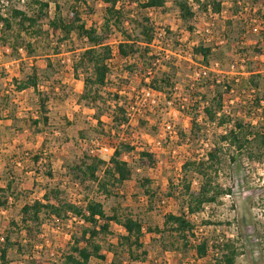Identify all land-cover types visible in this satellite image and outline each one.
Here are the masks:
<instances>
[{
    "label": "rangeland",
    "instance_id": "obj_1",
    "mask_svg": "<svg viewBox=\"0 0 264 264\" xmlns=\"http://www.w3.org/2000/svg\"><path fill=\"white\" fill-rule=\"evenodd\" d=\"M7 1L8 4L6 0H0V15L23 6V0ZM232 1L220 0L221 12L213 15L204 9L209 0H189L195 14L192 32H188L180 22L173 0H165L163 8L147 12L155 28L154 51L158 58L155 68L161 65V70L171 72L175 84L172 102L176 106L185 103L186 87H190L191 93L199 92L195 90L200 76L212 74L216 79H221L226 73H235L236 69L231 65L238 58L237 52L240 53L237 47L256 43L258 37L245 35L243 44L231 42L225 45V22L231 17ZM87 2L86 6H82V18L87 24H100L104 5L90 0ZM131 8L134 10L136 7L131 5ZM257 10L252 11L249 18L260 31H264V8H260L259 12ZM15 33L17 31L14 29L7 33L8 47L0 44V187L12 181L13 194L17 199L9 198L8 209H0V236L11 219H18L20 207L40 198L49 185L50 188L58 189L61 199L74 204L82 205L89 199L101 202L108 216L112 210H118L120 214H141L144 219V248L138 250L137 255L144 250L146 256L141 261H130L123 251L121 264H206V260L194 261L192 251L185 256L181 252L163 253L153 231L162 228L164 214L182 213L179 208L180 191L176 187L183 177L182 165L194 155L201 157L221 130L214 125H207V141H204L207 145L189 142L190 126L184 112H179L175 105L168 107L164 100H160L154 110L145 112L138 119L140 123L137 120L126 131L132 142H137L138 147L152 156V161L139 158L137 153L140 151L134 149L132 152H123L126 163L133 165L136 173L132 180L114 189L113 195L105 198L96 191L94 183L77 177L69 167L80 164L86 155L85 149L92 142L101 144L109 138H120V128L113 127V135L110 134L113 114L109 106L117 98L124 102L125 96L137 92L140 88L138 77L127 72L123 63L114 60L107 87L102 91L103 100L97 103L104 113L88 108L78 101L83 91V75L79 73L76 77L71 69L77 53L75 49L78 48L75 36L71 35L73 43L66 41L60 44L52 35L34 37L35 53L34 57H29L23 49H18L17 53L9 49L15 42L18 44L22 40H31L22 34L15 36ZM202 39L213 44L207 67L203 66L199 56L191 53L192 47ZM111 43L115 44L116 40L112 38ZM45 58H50L48 69ZM251 60L255 62L251 65L252 69H256L255 66L258 67L261 62L264 64V54L258 61L255 57ZM32 65L39 70L37 89L45 94L44 98L42 96L48 118L45 124L41 119L43 112L39 99L33 90L18 92L15 89V81L31 75ZM239 70V73L243 72L240 75L245 77V69ZM116 92H122L121 96L115 98ZM34 120L40 121L34 124ZM38 152L42 153V159L33 165V155ZM44 161H48L51 166L53 181L45 177L46 171L42 167ZM228 164L226 159L219 181L232 193L190 218L195 228V241L203 238L210 241L212 238L230 240L237 252L236 264H264V166L243 162L238 171L232 172ZM143 178L151 180V190L156 194L152 204L142 195L138 185L137 180ZM197 184L194 179V189ZM174 187L177 193L171 197L168 194L170 188ZM83 226H86L85 222L72 217L60 223L49 220L41 227L28 252L32 258L41 259L44 263L58 262V253L66 250L71 232ZM110 231L113 236L102 243L106 252L105 262L92 260L91 264L111 262L112 254L107 250V244L115 246L117 236L124 234V231L113 223L110 224ZM26 258L25 255L15 256L11 253V264H27Z\"/></svg>",
    "mask_w": 264,
    "mask_h": 264
},
{
    "label": "trees",
    "instance_id": "obj_2",
    "mask_svg": "<svg viewBox=\"0 0 264 264\" xmlns=\"http://www.w3.org/2000/svg\"><path fill=\"white\" fill-rule=\"evenodd\" d=\"M90 1L104 5L102 22L98 25L87 24L82 18V6H86L87 0H23L21 9L13 8L8 14L0 15V44L3 47L10 45L7 33L14 29L17 31L15 36L22 34L31 40H22L18 44L15 42L9 49L15 53L18 49H23L29 57H34V37L52 35L60 44L66 41L73 43V34L78 48L75 49L77 53L71 69L76 77L79 73L83 75V91L78 98L80 103L104 113L97 103L103 100L102 91L107 87L113 62L117 60V63H123L127 72L138 77L140 87L163 94L173 107V76L171 72L161 70V65L155 68L158 60L154 51L155 28L147 15L150 10L163 8L165 0ZM6 2L9 3L7 0ZM131 5L136 8L133 10ZM173 6L180 22L188 32H192L195 14L189 0H173ZM257 8V12L264 8V0L232 1L231 17L225 22V45L231 42L243 44L245 35L258 37L254 45L237 47L240 53L237 52L238 58L231 65L236 69L235 73H226L221 79H216L212 74L200 76L195 90L199 92L191 93L190 87H186L185 103L175 105L179 112H184L189 122V142L207 145L204 142L207 141V125H214L221 132L212 139L201 157L194 155L182 165L183 177L176 185L180 191L179 208L182 213L164 214L162 228L153 231L157 236L155 241L163 253L181 252L185 256L192 251L196 262L206 260V264H236L237 252L230 240L212 238L210 241L203 238L196 242L195 228L190 218L231 195V189L219 181L226 159L232 172L238 171L243 162L264 166V121H261L264 120V64L259 63L258 67L255 66L256 69L251 67L255 63L251 58L255 57L258 61L264 54V31L254 33L247 23V16L250 17L251 12ZM204 9L206 13L218 15L221 12V2L209 0ZM112 38L116 40V56L113 54ZM212 49L213 44L202 39L192 47L191 53L199 56L203 66L207 67ZM45 61L48 69L51 65L50 58H45ZM241 68L245 69V77L241 76L243 72L239 73ZM31 71L26 79L15 81V89L18 92L33 90L39 99L43 112L41 119L45 124L48 121L42 100L45 94L37 89L39 70L32 65ZM120 93L122 92H116L114 97L121 96ZM119 99L109 106L113 114L112 130L127 124L125 103L121 104ZM38 121L40 120L32 123L37 124ZM132 149L126 143H119L108 161L85 155L78 166L69 168L85 182L94 183L96 191L108 198L113 195L114 189L132 180L136 173L133 165L121 160L122 153ZM137 155L152 161V156L145 151L138 152ZM41 157L42 153L39 152L33 155V165H37ZM42 167L46 171L45 177L53 181L48 161H44ZM9 176L11 178L10 170ZM194 179L198 182L195 189ZM137 182L142 195L152 204L156 194L151 190V180L143 178ZM176 187L170 188L169 196L177 193ZM13 192L10 180L0 187V209H8L9 198L17 199ZM69 217L82 220L86 226L71 232L66 250L58 253L59 261L44 263L41 259L32 258L28 249L35 242L43 224L49 220L60 223ZM111 223L121 228L124 234L117 236L115 246L107 244V250L112 254L109 264H121L123 251L130 261L143 260L146 256L144 250L137 255V251L144 248V219L141 214H120L118 210H112V214L108 216L101 202L89 199L82 205L74 204L61 199L58 189L48 185L40 198L20 207L17 220L11 219L8 222V227L0 236V264H11V253L15 256H27V264H91L92 260L104 263L106 252L102 243L113 236L110 231Z\"/></svg>",
    "mask_w": 264,
    "mask_h": 264
},
{
    "label": "built area",
    "instance_id": "obj_3",
    "mask_svg": "<svg viewBox=\"0 0 264 264\" xmlns=\"http://www.w3.org/2000/svg\"><path fill=\"white\" fill-rule=\"evenodd\" d=\"M247 23L249 26H251V29L254 33H257L261 30L254 25L249 16L247 19ZM113 45H116V43ZM113 54L115 56L117 55L116 46H113ZM160 100H164L165 105H167L168 107L171 106V102L167 101L163 94L154 92L146 87H140L137 92H133L129 96H125L123 103H125L127 124L120 127V129L122 130V135L118 139L109 138L101 144L92 142L85 149L86 155L91 158H98L104 161H108L118 147L119 143H126L136 151H143L142 148L137 146V142H132L128 138L126 131L134 122L137 121L138 118H142L145 112H151L152 110H154V108L158 106ZM120 103L122 104V101H120ZM166 127L169 128L168 125ZM113 132L114 131L111 129L110 134L113 135ZM125 157L126 156L121 157V160L124 162H126Z\"/></svg>",
    "mask_w": 264,
    "mask_h": 264
}]
</instances>
